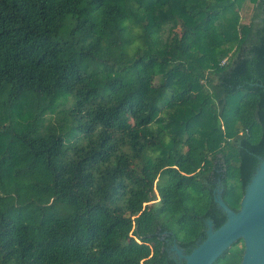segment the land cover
Returning <instances> with one entry per match:
<instances>
[{
    "label": "trees",
    "instance_id": "trees-1",
    "mask_svg": "<svg viewBox=\"0 0 264 264\" xmlns=\"http://www.w3.org/2000/svg\"><path fill=\"white\" fill-rule=\"evenodd\" d=\"M263 158L264 0H0V264H184Z\"/></svg>",
    "mask_w": 264,
    "mask_h": 264
},
{
    "label": "water",
    "instance_id": "water-1",
    "mask_svg": "<svg viewBox=\"0 0 264 264\" xmlns=\"http://www.w3.org/2000/svg\"><path fill=\"white\" fill-rule=\"evenodd\" d=\"M217 207L226 220L214 229L206 221L205 239L198 242L188 254L174 243L170 249L184 264H213L224 252L242 240L244 252L240 264H264V158L245 188L239 210H231L220 194L214 196Z\"/></svg>",
    "mask_w": 264,
    "mask_h": 264
},
{
    "label": "rangeland",
    "instance_id": "rangeland-1",
    "mask_svg": "<svg viewBox=\"0 0 264 264\" xmlns=\"http://www.w3.org/2000/svg\"><path fill=\"white\" fill-rule=\"evenodd\" d=\"M252 11V5L246 4L243 11L241 12L242 23H248Z\"/></svg>",
    "mask_w": 264,
    "mask_h": 264
},
{
    "label": "built area",
    "instance_id": "built-area-1",
    "mask_svg": "<svg viewBox=\"0 0 264 264\" xmlns=\"http://www.w3.org/2000/svg\"><path fill=\"white\" fill-rule=\"evenodd\" d=\"M225 63V60L222 62V64H224Z\"/></svg>",
    "mask_w": 264,
    "mask_h": 264
}]
</instances>
